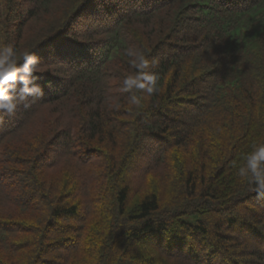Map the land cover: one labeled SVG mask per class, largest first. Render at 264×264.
I'll list each match as a JSON object with an SVG mask.
<instances>
[{
  "label": "trees",
  "instance_id": "16d2710c",
  "mask_svg": "<svg viewBox=\"0 0 264 264\" xmlns=\"http://www.w3.org/2000/svg\"><path fill=\"white\" fill-rule=\"evenodd\" d=\"M9 44L43 96L0 113V264H264V0H0Z\"/></svg>",
  "mask_w": 264,
  "mask_h": 264
},
{
  "label": "clouds",
  "instance_id": "9594fccd",
  "mask_svg": "<svg viewBox=\"0 0 264 264\" xmlns=\"http://www.w3.org/2000/svg\"><path fill=\"white\" fill-rule=\"evenodd\" d=\"M127 55L132 57L130 64L136 69L135 75H126L123 80L122 90L142 91L147 96L158 92L157 77L149 69L155 67L156 62L149 59L143 51L132 48L127 50ZM23 60L22 64L18 61ZM34 73H42L40 58L33 52L25 50L18 55V50L12 45L0 47V113L13 116L19 105L30 108L37 97L43 96V88L35 83L39 78ZM18 85L19 95L16 94ZM51 82L48 87H52ZM132 103L139 105L140 100L133 95ZM3 116H0V120ZM244 165L238 169V176L254 183L251 191L258 197H264V144L252 145V150L243 157ZM249 173L251 174L249 176Z\"/></svg>",
  "mask_w": 264,
  "mask_h": 264
}]
</instances>
